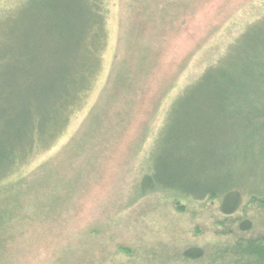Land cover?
Listing matches in <instances>:
<instances>
[{"label": "rangeland", "instance_id": "obj_1", "mask_svg": "<svg viewBox=\"0 0 264 264\" xmlns=\"http://www.w3.org/2000/svg\"><path fill=\"white\" fill-rule=\"evenodd\" d=\"M15 2L0 0V9ZM103 5L94 67L79 99L67 106L64 126L18 162L9 177L0 178L28 182L44 163L50 183L71 186L59 205L52 198L48 215L42 214V203L22 202L31 220L11 230L0 248V264H213V254L182 261L179 251L199 246L212 253L235 241V223L219 214L216 200L180 205L151 196L135 202L132 188L174 98L264 17V0H103ZM258 30L264 40V24ZM8 63L0 51V142L11 98L31 95L26 88L9 90L1 73ZM256 148L243 171L253 181L250 188L264 192V145ZM5 194L0 190V200ZM236 214L235 219L252 221V228L237 236H264V205L251 203ZM71 245L74 252L68 255L75 257L66 261ZM246 258L242 250L237 262Z\"/></svg>", "mask_w": 264, "mask_h": 264}, {"label": "trees", "instance_id": "obj_2", "mask_svg": "<svg viewBox=\"0 0 264 264\" xmlns=\"http://www.w3.org/2000/svg\"><path fill=\"white\" fill-rule=\"evenodd\" d=\"M104 8L103 0H16L13 8L0 9V51L4 60L9 59L1 73L9 90L26 88L31 94L26 100L13 96L2 116L6 127L0 142V178L9 177L18 162L64 126L67 106L79 99L94 67ZM263 24L264 17L247 27L217 62L174 98L132 188L135 202L157 196L186 205L211 198L217 201L219 214L235 223L233 243L212 253L199 246L182 248V261L207 253L213 254V264H222L221 259L224 264H264V236L257 240L237 236L250 230L252 221L233 216L248 204L264 205V192L250 188L253 181L243 171L256 146L264 145V40L262 33L257 35ZM10 42L14 44L8 46ZM44 169L46 164L39 165L28 182L0 181V190L7 192L0 200L1 249L20 221L31 220L22 212V202L38 201L36 205L45 207L42 214L48 215L51 208L46 206H52V198L59 205L70 188L69 183H50L52 176ZM12 184L22 186L16 191ZM39 189L46 196H40ZM83 246L76 247L79 254ZM71 247L66 261L75 257L68 255L74 252ZM233 247L240 249L238 255L229 252ZM242 250L247 258L239 263Z\"/></svg>", "mask_w": 264, "mask_h": 264}]
</instances>
